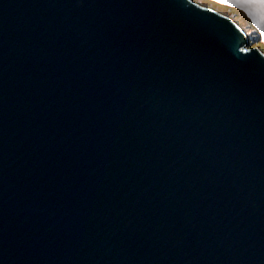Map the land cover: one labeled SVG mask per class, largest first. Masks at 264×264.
<instances>
[{"label": "water", "instance_id": "95a60500", "mask_svg": "<svg viewBox=\"0 0 264 264\" xmlns=\"http://www.w3.org/2000/svg\"><path fill=\"white\" fill-rule=\"evenodd\" d=\"M224 15L0 0V264H264V57Z\"/></svg>", "mask_w": 264, "mask_h": 264}, {"label": "rangeland", "instance_id": "374dc122", "mask_svg": "<svg viewBox=\"0 0 264 264\" xmlns=\"http://www.w3.org/2000/svg\"><path fill=\"white\" fill-rule=\"evenodd\" d=\"M230 16L250 33V48L264 53V0H196ZM261 48V49H260Z\"/></svg>", "mask_w": 264, "mask_h": 264}, {"label": "clouds", "instance_id": "9594fccd", "mask_svg": "<svg viewBox=\"0 0 264 264\" xmlns=\"http://www.w3.org/2000/svg\"><path fill=\"white\" fill-rule=\"evenodd\" d=\"M227 16H228V15H227ZM229 17H230V16H229ZM238 26L241 27L240 25H238ZM245 30H246V28H245ZM246 33H247L246 35L250 38V35L248 34V31H247V30H246ZM256 49L259 50L258 48H256ZM260 49H261V48H260ZM261 50H262V49H261ZM261 50H260V51H261ZM261 52H262V51H261ZM262 53H263V52H262ZM263 54H264V53H263Z\"/></svg>", "mask_w": 264, "mask_h": 264}, {"label": "trees", "instance_id": "16d2710c", "mask_svg": "<svg viewBox=\"0 0 264 264\" xmlns=\"http://www.w3.org/2000/svg\"><path fill=\"white\" fill-rule=\"evenodd\" d=\"M248 34L250 35V34H254V36L256 37L257 36V33L255 32V33H250V32H248ZM253 37H251L250 36V39H252Z\"/></svg>", "mask_w": 264, "mask_h": 264}]
</instances>
